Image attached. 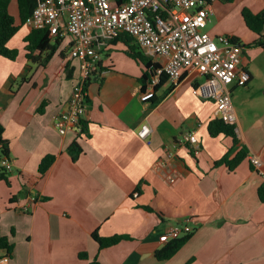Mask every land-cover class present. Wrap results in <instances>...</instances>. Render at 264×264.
Segmentation results:
<instances>
[{"label":"crops","instance_id":"obj_1","mask_svg":"<svg viewBox=\"0 0 264 264\" xmlns=\"http://www.w3.org/2000/svg\"><path fill=\"white\" fill-rule=\"evenodd\" d=\"M254 6L259 9L250 11L258 13L264 2ZM9 12L18 25L16 2ZM30 32L21 25L7 43L18 50L15 60L0 56V126L12 163L7 181L0 180V238L13 248L10 255L0 249V259L8 257V264H88L92 259L100 264H264V204L257 194L264 182V85L247 67L248 48L242 54L251 80L231 93L238 144L229 158L242 147L248 155L229 171L214 164L232 148V139L209 136L216 105L192 94L199 79L184 75L176 86L166 80L152 105L140 91L143 67L125 55L122 43L102 49V73L88 82L84 134L60 135L53 122L65 110L78 62L67 61L69 38L44 66L28 60L23 42ZM33 56L42 60L45 54ZM151 61L161 65L164 59ZM144 123L151 129L149 144L137 136ZM189 133L195 135L197 153L185 141ZM73 142L82 149L75 162L67 153ZM46 156L53 162L39 174ZM252 156L261 162L259 172L251 167ZM189 220L190 238L170 259L158 261L154 255L165 245L166 229ZM92 233L129 239L99 250Z\"/></svg>","mask_w":264,"mask_h":264},{"label":"built area","instance_id":"obj_2","mask_svg":"<svg viewBox=\"0 0 264 264\" xmlns=\"http://www.w3.org/2000/svg\"><path fill=\"white\" fill-rule=\"evenodd\" d=\"M214 0H38L26 19L31 30H46L50 39L69 38L67 61H77L79 76L65 110L53 125L60 135L73 132L84 134L87 108V85L102 73V49L118 35L130 36L150 58L161 57L164 62L155 68L149 91L161 76L173 86L184 75L196 76L199 81L192 94L215 103V116L225 124L235 125L236 116L231 101L233 88H245L251 77L242 57V46L233 36L212 37L205 28L214 12ZM153 63V62H152ZM151 129L141 125L137 136L150 143ZM185 141L195 146L194 133ZM1 149V144H0ZM170 156V155H169ZM250 164L261 170V162L254 156ZM0 167L9 173L12 163L8 157L0 159ZM264 178V177H263ZM32 200L34 198L32 197ZM191 221L169 226L162 236L163 244L193 233ZM8 264V257L0 259Z\"/></svg>","mask_w":264,"mask_h":264},{"label":"trees","instance_id":"obj_3","mask_svg":"<svg viewBox=\"0 0 264 264\" xmlns=\"http://www.w3.org/2000/svg\"><path fill=\"white\" fill-rule=\"evenodd\" d=\"M15 1L17 6V14L19 24L16 25L15 18L10 14L9 7L11 3ZM210 1V0H208ZM223 3H231L233 0H220ZM38 0H0V56L7 58L9 60H15L18 55V50L11 49L7 46L9 40L17 33L21 25L25 24L26 19L31 15L34 8L37 6ZM242 18L245 23V26L249 31L257 36V39L254 41V45L258 46L262 51H264V9L258 13H253L248 9L242 11ZM235 42L240 44L239 39L234 37ZM62 40L57 38L55 40L50 39L46 30H31L28 36L25 38L24 49L25 56L28 60L38 63L41 66H44L53 54L58 49L60 42ZM122 43L125 45L126 49L124 53L126 56L142 65V74L138 79L140 85V91L142 94H145L148 91V87L151 83L153 73L155 68L158 67L157 64L152 63L151 58L147 56L134 42V40L126 35H118L116 38L109 41L110 44ZM243 49L247 48L246 45L240 44ZM39 52L44 53L45 56L41 60L40 58L33 56V53ZM62 56V54H61ZM67 66V65H66ZM166 82V76H161L158 84L153 86L152 92L149 98L146 99L152 105L157 102V99L154 93ZM234 125H228L222 122L221 120L215 118L208 123L207 131L210 137H217L220 134L228 136L232 139L233 146L228 152L214 165H225L229 171H233L244 159L247 158V150L242 147L236 152L233 158H229L230 154L238 144L234 132ZM0 159L2 157L9 158V152L7 147V142L2 139V128L0 126ZM67 153L71 161L75 162L80 154L82 149L78 142H73L69 145ZM53 162L52 156L44 157L38 168L39 174H44ZM252 167V166H251ZM6 172L0 167V180H6ZM258 199L264 204V182L258 188ZM144 210L152 212V209L144 206ZM190 235L185 237L172 240L165 244L160 250L155 252V258L158 261H165L170 259L190 238ZM91 238L98 244L99 250L118 244L122 240H128L129 237L126 235H116L112 237L102 238L99 237L96 233H92ZM0 249L4 250L6 255L12 253V245L7 241L6 238H0ZM78 258L81 260L88 261L87 255L85 253H79ZM88 264H100L97 259H92Z\"/></svg>","mask_w":264,"mask_h":264},{"label":"rangeland","instance_id":"obj_4","mask_svg":"<svg viewBox=\"0 0 264 264\" xmlns=\"http://www.w3.org/2000/svg\"><path fill=\"white\" fill-rule=\"evenodd\" d=\"M258 1L264 0H233L232 3H223L220 0L212 3L215 14L207 24L205 31L212 37L226 35L237 37L240 44L246 45L248 50L245 55L247 67L251 72L260 78L261 84L264 85V51H261L258 46L254 45L255 35L247 29L242 18L244 9L250 10L259 9L254 6ZM15 9V2L11 4V12ZM24 45V42H23ZM116 52H120L121 44L117 45ZM243 57V54H242ZM237 94H233L235 101Z\"/></svg>","mask_w":264,"mask_h":264}]
</instances>
